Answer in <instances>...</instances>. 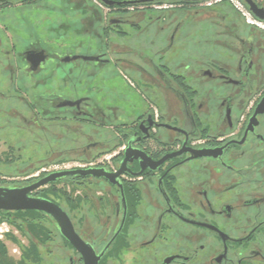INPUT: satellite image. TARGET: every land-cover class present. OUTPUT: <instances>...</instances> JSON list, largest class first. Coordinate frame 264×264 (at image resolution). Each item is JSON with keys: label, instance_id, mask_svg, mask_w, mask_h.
<instances>
[{"label": "flooded vegetation", "instance_id": "flooded-vegetation-1", "mask_svg": "<svg viewBox=\"0 0 264 264\" xmlns=\"http://www.w3.org/2000/svg\"><path fill=\"white\" fill-rule=\"evenodd\" d=\"M203 3L171 11H181L179 16L150 15L138 25L133 15L139 11L109 8L125 15L110 25L137 31L106 54L64 51L56 57L37 47L25 53L26 67L18 74L36 82L45 64L56 60L51 72L58 76L50 82L59 80L65 93L49 95L47 116L30 105L31 120L19 114L24 123L40 127L48 120L58 131L42 129L53 141L74 133L71 149L84 157L125 141L114 169L91 166L110 173L121 169L129 146L148 157L135 160L133 153L128 172L113 183L69 177L98 191L95 205L64 209L31 194L58 205L84 244L79 250L74 235H63L52 216L35 211L52 219L61 236L56 248L47 240L58 251L52 264H94L99 258L97 264H264V30L248 26L233 10V20L213 12L227 5ZM108 68L118 80L127 75L135 102L130 114L142 95L127 124L118 121L123 106L101 102L100 75Z\"/></svg>", "mask_w": 264, "mask_h": 264}, {"label": "rangeland", "instance_id": "rangeland-1", "mask_svg": "<svg viewBox=\"0 0 264 264\" xmlns=\"http://www.w3.org/2000/svg\"><path fill=\"white\" fill-rule=\"evenodd\" d=\"M259 2L264 3V0ZM174 10L160 12L153 6L137 9L140 14L133 15V20L138 25L150 15H183L181 11L171 12ZM213 12L225 14L229 20L234 17L228 7L216 8ZM124 16L105 7L99 0H29L9 3L0 9V186L24 187L53 172L100 164L112 170L121 161L126 144L123 140L109 144L100 153H93V158L84 157L71 149L74 133L61 134L66 139L53 141L54 137L42 129L43 125L49 127L48 120H44L40 127L24 123L19 114L31 120L30 105L41 117L47 116L52 109L49 95H61L65 90L59 80L50 82L58 76L51 72L57 66L56 60L45 64L48 70H43L36 82L25 80L27 76L24 72L18 74V67H26L24 55L36 47L57 57L64 51L99 55L96 53L98 50L106 54L107 47L125 45L137 30L133 31L127 25H110L112 19L119 20ZM100 77L101 102L123 106L118 121L127 124L141 108L142 95H138V101L136 99L138 109L130 114V104L135 102H132L126 73L120 74L121 79L118 80L108 68L102 70ZM108 100L112 102L107 103ZM107 107L104 105L103 109L107 111ZM48 129L58 131L53 129V124ZM59 130L63 132V129ZM121 132L123 129L120 128L119 132L104 136V141L117 137ZM79 182L72 178L60 179L37 190L34 196L50 199L64 209L95 205L94 197L99 196L98 191ZM48 239L54 241L55 248L61 245L56 224L45 214L35 211L0 212V259L5 264H35L36 259L39 264L56 262L54 255L58 251L55 249L53 253L50 250ZM51 253L53 255L49 256Z\"/></svg>", "mask_w": 264, "mask_h": 264}, {"label": "water", "instance_id": "water-1", "mask_svg": "<svg viewBox=\"0 0 264 264\" xmlns=\"http://www.w3.org/2000/svg\"><path fill=\"white\" fill-rule=\"evenodd\" d=\"M19 1L22 0H0V6L13 2H19ZM99 1L107 8H114V7H130L136 5H149V4L158 3L161 0H138V1L99 0ZM170 1L183 2V3H200L208 0H170ZM243 1L246 3V5L249 7V10L256 18L264 21V6H260V4L256 0H243ZM83 59L89 61H99V58H94V57H85ZM133 153L135 156L134 158L135 160L136 159L138 160L139 158L141 160L148 158L142 151L135 150L131 146H129L124 152L122 167L117 173H110L105 169H97V168L89 167V168H80V169L53 172L47 175L46 177L40 179L38 182L21 188L0 186V211L44 212L55 219L63 235L67 236V234L69 233L74 235V237L77 238V242L74 243L75 246L79 250L83 251L84 244L81 242V240H79L78 236L75 234L73 230V226L68 216L65 214V212L55 203L43 198L32 197L31 194L57 180L69 178V177L105 178L108 181L112 182L114 178L128 172V163L132 162ZM98 260L96 262L94 261V264H97Z\"/></svg>", "mask_w": 264, "mask_h": 264}, {"label": "built area", "instance_id": "built-area-1", "mask_svg": "<svg viewBox=\"0 0 264 264\" xmlns=\"http://www.w3.org/2000/svg\"><path fill=\"white\" fill-rule=\"evenodd\" d=\"M227 5L233 11H235L248 26H251L256 29L264 30V21L256 18L252 12L249 10V7L243 0H208L203 3L204 7L212 8L216 6ZM154 9L162 12L166 10H172L178 8L177 4L165 3V4H156L153 5ZM131 11H134V8H130ZM87 168V167H84Z\"/></svg>", "mask_w": 264, "mask_h": 264}, {"label": "trees", "instance_id": "trees-1", "mask_svg": "<svg viewBox=\"0 0 264 264\" xmlns=\"http://www.w3.org/2000/svg\"><path fill=\"white\" fill-rule=\"evenodd\" d=\"M28 1L29 0H22V1H19V2H28ZM113 1H138V0H113ZM165 3L177 4L178 7L183 6V5H187V3H183V2H173V1H170V0H161L160 2L154 3V4H149V5H136V6H130V7H127V8H134L135 10H137V9L138 10L139 9H147V8H151L153 5H156V4H165ZM120 8H126V7H120Z\"/></svg>", "mask_w": 264, "mask_h": 264}, {"label": "crops", "instance_id": "crops-1", "mask_svg": "<svg viewBox=\"0 0 264 264\" xmlns=\"http://www.w3.org/2000/svg\"><path fill=\"white\" fill-rule=\"evenodd\" d=\"M260 1V0H259ZM176 15V14H175ZM172 16V15H171Z\"/></svg>", "mask_w": 264, "mask_h": 264}]
</instances>
